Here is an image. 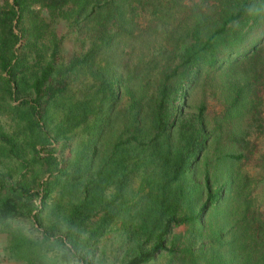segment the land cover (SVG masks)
Listing matches in <instances>:
<instances>
[{
	"label": "trees",
	"instance_id": "obj_1",
	"mask_svg": "<svg viewBox=\"0 0 264 264\" xmlns=\"http://www.w3.org/2000/svg\"><path fill=\"white\" fill-rule=\"evenodd\" d=\"M42 11L50 21L66 20L80 43L87 44L86 50L61 62L59 40L52 38L48 45L41 39L48 27L39 16ZM13 21L26 38L18 53ZM31 49L36 54L33 65L27 61ZM80 76L90 78L91 92L74 101L71 82ZM263 79L264 0L0 2V100L21 97L12 108L26 117L29 130L43 146L50 142L43 129L50 103L67 96L64 121L75 126L93 114L92 124L84 123V145L74 159L63 156V168L52 154L43 159L51 174L41 195L36 180L31 185L9 183L7 174L0 172V230L9 236L8 255L29 264L44 259L53 264L58 257L66 262L68 257L54 253L49 241L67 239L80 264H100L87 249L100 227L91 229L87 238L83 234L103 200L105 183L111 179L106 168L113 163L120 189L141 165L150 166L157 180L151 179L153 185L137 208L134 249L119 264H147L162 252L174 256L181 237L172 234L168 241L174 225L188 224L197 230L206 211L222 204L236 218L224 234L216 233L211 264H264V214L249 190V180L255 177L241 170L244 161L255 157V143L251 145L247 137L253 126L262 124ZM206 92L222 101L221 117L210 120L205 115ZM185 108L193 109L192 115ZM222 127L228 145L216 162L228 163L230 170L224 177L217 168L211 177L207 165L197 185L200 200L203 195L197 211L189 205L178 216L179 200L189 196L187 186L194 184V166L218 142ZM70 165L74 182L53 174ZM60 182L69 187L70 196L49 202V193ZM123 210L129 216L131 209ZM252 224L257 237L246 240L243 231ZM191 243L179 251L193 264V256L199 254Z\"/></svg>",
	"mask_w": 264,
	"mask_h": 264
},
{
	"label": "rangeland",
	"instance_id": "obj_2",
	"mask_svg": "<svg viewBox=\"0 0 264 264\" xmlns=\"http://www.w3.org/2000/svg\"><path fill=\"white\" fill-rule=\"evenodd\" d=\"M1 3L7 4L12 3L13 0H0ZM46 19L48 27H45V35L41 38L46 44H50L52 38L59 40V55L60 61L67 63L73 55H80L87 48V44H81L80 39L77 37L76 32L71 30L67 26V21L64 19H55L50 21L49 15L42 11L39 13ZM13 31L19 36V40L14 46L15 53H18L19 49L25 44L26 38H23L19 28L16 26V21L12 22ZM55 35V37H52ZM55 39V40H56ZM26 47H24V50ZM35 49H31L29 55L27 56V61L29 65H33V58L35 57ZM83 79V80H82ZM73 80V79H72ZM92 81L90 78H85L80 76V79H75L71 82V88L73 91V100L79 101L83 99L86 95L91 92ZM262 90V95L264 97V79L260 86ZM28 92V91H27ZM15 97V95H13ZM197 99L199 96L195 95ZM58 103L52 102L48 108V118L45 121L46 126L43 129L47 131L49 144L42 145L38 138L29 130L27 126L26 117L19 114V111H14L12 106L18 105L21 102V97L16 100L9 99L8 101L0 100V172L7 174V179L9 183H24L31 185L34 180L39 182L41 185L38 186L40 190V195L45 188L44 183L50 178V172H47L46 161L43 159L49 154L59 162V167L63 168L64 163L60 164L63 156L68 160L69 158L75 157L76 153L82 149L85 141V121L80 125L75 126L73 124L64 121L67 116H64V111L66 110L67 96L60 97ZM202 99L206 103L205 115L208 119L213 120L214 118L221 117L220 107L222 101L218 98L217 94H211L206 92ZM61 100L63 104H61ZM123 105V103L121 104ZM185 113L187 115H192L193 109L185 108ZM76 113L75 111H73ZM189 115V116H190ZM93 114L89 115L87 124H92ZM188 116V117H189ZM187 117V118H188ZM184 117L182 120H184ZM41 125L43 121H40ZM62 127L67 128L66 132L61 131L59 124ZM120 125V123H118ZM216 124L213 123L212 126ZM211 126V127H212ZM59 127V128H58ZM251 131L248 132L249 138L251 140V145L255 143V157L250 159V161H244L241 165L242 171H249L250 174L255 177L250 179L249 190L255 197L256 205H259V211L264 214V114L262 119V124L260 127H252ZM122 131L119 130L116 134ZM226 132L224 133V127L220 130V137L217 143H214L208 152V154H202L199 162L194 166L193 182L190 188V194L186 197H181L178 206V216L183 215L185 210H187L189 205L197 211L200 203L203 200L197 185H201L203 171L207 167L209 168L210 176L212 177L215 170L226 177L230 166L228 163L218 160V156L221 155V151L227 148ZM170 141L174 142L176 139L175 132L170 134ZM8 140L14 142L9 143ZM252 147V146H250ZM253 149V148H252ZM35 150L37 155H34ZM205 155L207 157L205 158ZM36 156L35 158H33ZM65 161V160H64ZM63 162V161H62ZM142 168L135 171L134 177H131L127 184H124L123 189L117 186L116 182L118 177L113 174V163L106 168L107 174H110L111 179L105 183L104 196L101 202L93 211V217L89 222V229L84 232V237L87 238L90 235L91 229L100 227L99 231L94 234L95 239L90 238L87 242V249H91L94 254L92 255L94 260L100 264H119L123 259H126L134 249L135 233L132 231L136 230L133 223L134 221H139L137 216L138 206L142 205L144 196L150 191L151 179L156 180V174L150 170V166L141 165ZM71 165L67 170L62 173H58L57 170L53 171V174H59L63 181L66 178L71 182H74L73 177L75 173L72 172ZM229 167V168H228ZM236 172L237 165L232 167ZM115 170V169H114ZM67 173V174H66ZM217 173V172H216ZM225 173V174H223ZM66 174V175H65ZM87 177L88 175H83ZM157 181V180H156ZM60 185L55 186L49 193L51 199L58 198L61 196L63 200H67L70 196L69 187L60 182ZM64 184V186L62 185ZM154 187V186H153ZM144 198L141 200V198ZM35 204L39 205V198L35 199ZM34 204V205H35ZM129 208L131 212L129 216L125 213L123 209ZM35 212V211H34ZM33 212V213H34ZM103 218V220H102ZM236 217H232L229 211L225 210V204L218 206V208L206 211L202 217V223L199 229L191 228L188 224L174 225L172 233L168 236V241L173 239L172 234H179L181 237L176 242L177 251L174 256L169 255L168 252H162L153 261L147 264H192L189 260V255L183 253L181 248L191 240V247L194 248L199 256L198 258L193 256L196 261L193 264H211V258L215 255L214 252V238L216 233L224 234L230 227L232 222ZM131 226L130 230L129 227ZM243 238L246 240H252L257 237V231L252 225L247 226L243 231ZM8 238L6 232L0 230V264H29L27 260L18 259L9 256L7 253ZM167 245H170L169 242ZM204 252L202 255L199 251ZM53 264H69V260L66 262L62 261L60 257L57 259L53 258ZM34 264H51L47 259L43 262H36Z\"/></svg>",
	"mask_w": 264,
	"mask_h": 264
},
{
	"label": "clouds",
	"instance_id": "obj_3",
	"mask_svg": "<svg viewBox=\"0 0 264 264\" xmlns=\"http://www.w3.org/2000/svg\"><path fill=\"white\" fill-rule=\"evenodd\" d=\"M49 243L52 246L54 253H59L68 257L69 264H80L75 256V250L73 249L72 243L69 240L64 239L60 242L57 239H51Z\"/></svg>",
	"mask_w": 264,
	"mask_h": 264
}]
</instances>
